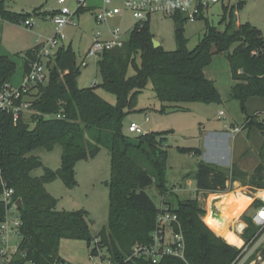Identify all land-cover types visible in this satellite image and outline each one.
Returning <instances> with one entry per match:
<instances>
[{
    "label": "trees",
    "instance_id": "trees-1",
    "mask_svg": "<svg viewBox=\"0 0 264 264\" xmlns=\"http://www.w3.org/2000/svg\"><path fill=\"white\" fill-rule=\"evenodd\" d=\"M41 10H35L39 15ZM88 11L80 7L78 14ZM228 12V11H227ZM233 10L225 15L224 31L208 25L204 37L194 50H189L183 29L178 30L176 51L155 48V36L149 25L135 27L123 46L100 56L98 72L102 82L98 86L81 89L78 78L81 67L71 47H62L49 65L47 85H40L30 110V121L22 117L15 124L11 113L0 111V162L9 185L15 190V200H22L19 209L22 220V240L14 264H62L60 244L63 239L85 241L89 245L98 238L99 247L120 264H232L241 250L228 243L220 229L206 221L200 194L229 193V183L247 179L264 180V143L260 163L252 175L234 171L229 175L220 168L200 162L196 171L197 197L179 201L173 207L165 201L169 189L166 182L169 132H153L129 136L124 132L126 117L137 111L138 99L152 84L161 104V114L187 112L185 104L220 103L213 81L207 79L205 69L215 55L226 54L231 66L230 97L237 100L246 115L243 130L257 128L264 138L261 115H248L246 104L251 98H264V58L252 54L262 43L263 34L249 24L235 30ZM43 15H50L44 13ZM31 15L10 11L6 0H0V18L8 22H23ZM234 45V51L230 50ZM35 48L25 58V72L36 60ZM132 69L134 75L130 76ZM17 72L16 63L7 56L0 57V90ZM100 87L114 95L115 105L104 100L96 91ZM62 115L61 119L47 115ZM34 124L32 128L31 125ZM62 148L61 167H44L37 149L53 151ZM103 149L111 156L110 212L108 224L93 235L89 214L85 211H61L58 201L46 190V185L60 179L67 188L77 185V163L97 157ZM181 152L200 155L198 149L179 148ZM44 168L41 177L32 172ZM156 185L164 197V204L178 215L185 239V259L165 257L159 262L133 257L136 245H150L160 208L145 189ZM262 188V187H260ZM264 189V187H263ZM264 206L255 201L251 208ZM6 210L0 204V223ZM248 227L243 239L249 242L259 228L252 217L244 216ZM264 253V248H263ZM131 258V259H130Z\"/></svg>",
    "mask_w": 264,
    "mask_h": 264
},
{
    "label": "rangeland",
    "instance_id": "rangeland-1",
    "mask_svg": "<svg viewBox=\"0 0 264 264\" xmlns=\"http://www.w3.org/2000/svg\"><path fill=\"white\" fill-rule=\"evenodd\" d=\"M83 1V0H82ZM99 7H102L105 0H99ZM113 7L123 8L122 0H111ZM85 3V2H84ZM8 9L18 15H31L29 20L33 19L34 26L27 27L23 22H8L0 18V57L7 56L13 59L17 66V72L12 80L14 87L20 86L24 76L25 58L39 42H46L55 35V27L48 16L43 17L44 13L57 8L56 0H6ZM67 6L71 11L76 12L80 4L77 0H70ZM86 6V5H85ZM41 10L39 15L34 14L35 10ZM43 10V12H42ZM235 21V30L241 25L249 24L264 35V0H231V11ZM237 11V14H236ZM229 16L230 10L222 5H216L212 8L209 18L197 22H190L181 17L184 23V37L187 40L189 50H194L200 40L204 37L207 26L211 25L220 31L226 28L225 15ZM43 15V16H42ZM178 17L155 14L149 23L151 33L159 41L162 47L169 52L176 51L178 48ZM75 21L77 26L65 27L62 34L65 36L64 45L71 46L76 54L77 64L81 67V75L78 78V87L81 89L98 86L102 78L98 72V61L100 57L87 59V66L82 67V59L85 58L89 47L95 40H109L112 38L110 30L120 28L124 33V40L129 38L130 29L136 25L132 15L123 11L108 22L97 24L94 9L76 14ZM237 45H234L230 53L234 51ZM208 76L213 77L212 81L218 91L220 103L204 104L191 103L184 106L189 112H179L172 114H161L159 112L160 102L156 98L152 84L139 96L137 111L130 113L124 122V132L129 136H135L128 131L131 123L139 124L145 132H169L168 142V162L166 182L169 189L167 202L173 207H177L179 201H185L197 197L196 171L201 162L200 157L188 152H181L179 148L196 149L200 148L201 131L204 126H223L229 122H242L246 115L241 109L237 100L230 97L232 87L231 66L226 54L215 55L211 64L206 68ZM129 75H134L130 69ZM17 85V86H16ZM97 93L110 104L115 105L117 99L114 95L97 87ZM37 90L31 94L36 95ZM156 109L157 111H155ZM248 115L255 113H264V98H251L246 104ZM225 112V118H219V112ZM32 113H25V120L30 121ZM149 117V121H147ZM233 124V123H232ZM231 123L229 124V126ZM34 127V124L31 125ZM33 155L39 157L44 167L52 170H58L61 167L62 148L57 145L53 151L37 149ZM77 185L70 189L60 179L47 186L49 194L58 201L57 209L61 211H85L89 214L90 226L93 235L108 224L110 212V183L112 174L111 156L107 149L95 158L84 160L77 163L75 167ZM33 177H41L44 174V168L35 169ZM252 175V174H251ZM250 176V175H249ZM251 178V177H250ZM247 179L246 184L241 182L229 183V193L219 194L227 196L242 190L243 194L249 197L253 205L255 201H262L258 197L259 192L264 191V180L253 182ZM183 186L182 188L180 186ZM262 187V188H260ZM177 189V194H171V190ZM146 193L153 199L158 208L164 205V197L159 193L155 184L145 189ZM209 195L198 196V200L203 205L206 212V221L214 228L220 229L225 238V234L233 233L240 235L243 239L245 230L248 227L244 216L250 215L254 210L261 207L252 208L243 213L235 223H222L216 218L207 206ZM218 197V196H216ZM250 204V205H251ZM252 207V206H251ZM245 224V226L239 227ZM239 234L237 233V231ZM243 241H246L243 239ZM229 243V242H228ZM231 244V243H230ZM234 245V244H232ZM92 244L85 241L63 239L60 244V255L63 260H68L70 264H90V249ZM236 246V245H234ZM239 246H236V248ZM239 249V248H238ZM262 261L257 264H264V253L262 252Z\"/></svg>",
    "mask_w": 264,
    "mask_h": 264
},
{
    "label": "built area",
    "instance_id": "built-area-1",
    "mask_svg": "<svg viewBox=\"0 0 264 264\" xmlns=\"http://www.w3.org/2000/svg\"><path fill=\"white\" fill-rule=\"evenodd\" d=\"M69 0H57L59 7L50 11V20L55 27V35L46 42H39L35 47L34 56L36 58L30 64L29 71L23 78L20 87L6 85L0 90V111L11 113L14 123L17 124L26 112H31L33 90L40 85H47L50 77L49 65L55 61L58 50L65 47V36L62 31L65 27H76L75 17L78 14L71 11L67 6ZM80 7H84L82 0H77ZM222 4L227 11H231V0H123V8L113 7L111 0H105L101 8L95 9V18L98 25L103 22L120 16L123 11L129 12L136 25L144 27L149 25L151 18L155 14L165 16L184 17V20L197 22L209 18L210 12L216 5ZM237 14V11H236ZM27 27H33L34 21H24ZM133 26L130 31L134 28ZM112 38L109 40H95L85 58L81 62L82 67L87 66V59L100 57L102 54L123 46L125 40L124 33L120 28L110 30ZM252 54L264 58V35L262 43L253 50ZM48 119H61L63 116L47 115ZM219 118H225V112H219ZM264 122V113L261 115ZM149 119L147 118V121ZM231 133L242 132L243 127L229 126ZM131 134H146L143 128L137 123H131L128 127ZM0 130V138H1ZM15 190L9 185L5 178L4 169L0 162V204L5 207L6 213L0 223V264H14V257L19 252L22 240L21 226L22 220L19 215V208L15 200ZM264 202V199H262ZM252 216L253 223L259 228L258 233L249 242L244 241L240 255L232 264H257L262 261L264 248V206L255 210ZM152 243L150 245H136L133 257L147 261L159 262L165 257L185 259V239L181 229L178 215L172 212L168 205L160 207L157 215L155 229L152 232ZM100 240L96 238L90 249V264H120L111 258L103 249L99 247ZM91 243V244H92ZM131 259V258H130Z\"/></svg>",
    "mask_w": 264,
    "mask_h": 264
},
{
    "label": "crops",
    "instance_id": "crops-1",
    "mask_svg": "<svg viewBox=\"0 0 264 264\" xmlns=\"http://www.w3.org/2000/svg\"><path fill=\"white\" fill-rule=\"evenodd\" d=\"M83 1L85 2L86 8L88 10H93V9L95 10V9L101 8L98 6V3L100 2L99 0H83ZM56 3H57V0H56ZM58 7L59 5L57 3V8ZM57 8H54V9H57ZM50 11L48 12L50 13ZM45 16L50 17V15H44L43 17ZM67 47H71V46H65V48ZM25 75H26V72L24 68V76ZM205 75L207 79L211 81L212 79H214L213 77L208 76L206 69H205ZM231 79H232V75H231ZM235 84L236 82L232 79V87ZM11 85L14 87L12 81H11ZM20 86H17V87H20ZM232 87H231V90H232ZM231 90H230V93H231ZM160 108H161V104H160ZM154 110L157 111L156 109ZM187 112H189V109ZM147 118L149 119V117ZM244 122H245V118L240 123L232 121L223 126H204L201 131L200 137L198 138V140L200 141V148H196L200 151V155L198 157H200L201 162L216 166L220 168L221 170L225 171L226 173H228L229 175H232L234 171H237L242 174L251 175L254 172L255 168L260 163L259 155H260L263 143H264V138L260 130H258L257 128H253L251 130H242V132L238 134H234L230 132L229 130L230 123L231 125L242 127L244 125ZM148 133H153V132H148ZM48 185H46L47 192H48V189H47ZM180 187L182 188L183 186L181 185ZM177 191L178 190L175 188L171 190V194H177ZM196 192H197V188H196ZM202 195L203 194H201V197ZM216 196H219V194H216ZM166 198H165V201L167 202ZM251 206L252 204L248 208L252 209ZM247 210L248 209H246L245 212ZM255 212L256 211L254 210V212H252L249 216L252 217L255 214ZM248 213H249V210H248ZM244 226L245 224H242V228ZM239 232L241 231L240 230L237 231L238 234ZM236 237H238L244 244V241L240 235ZM60 257L63 260V257L61 255ZM63 261H65L67 264H70L68 260H63Z\"/></svg>",
    "mask_w": 264,
    "mask_h": 264
},
{
    "label": "bare ground",
    "instance_id": "bare-ground-1",
    "mask_svg": "<svg viewBox=\"0 0 264 264\" xmlns=\"http://www.w3.org/2000/svg\"><path fill=\"white\" fill-rule=\"evenodd\" d=\"M258 197L264 199V191L259 192ZM217 199L215 195L209 196L206 203L209 211L218 218L222 223L232 222L235 223V220L238 219L245 210L250 206L252 200L245 196L242 190L236 191L234 194L229 196H221L220 201L216 203L217 209L220 211V216L212 211V204L214 200ZM239 227H242L241 225ZM225 240L236 246H243L242 241L235 236L233 233H226ZM240 247V248H241Z\"/></svg>",
    "mask_w": 264,
    "mask_h": 264
},
{
    "label": "water",
    "instance_id": "water-1",
    "mask_svg": "<svg viewBox=\"0 0 264 264\" xmlns=\"http://www.w3.org/2000/svg\"><path fill=\"white\" fill-rule=\"evenodd\" d=\"M183 29V26H182V24L181 23H179L178 24V30H182ZM154 45H155V48H159V47H161V43L159 42V41H157L156 39H154ZM222 195H219L218 197H217V199H215L214 200V202H213V204H212V211L213 212H215L217 215H219L220 216V211L217 209V206H216V203L218 202V201H220V197H221ZM205 204V200L203 201V203L201 204L202 205V207H204L203 205ZM17 206H18V208L19 209H21L22 208V206H23V203H22V200L21 199H18L17 200ZM62 264H67L65 261H62Z\"/></svg>",
    "mask_w": 264,
    "mask_h": 264
}]
</instances>
